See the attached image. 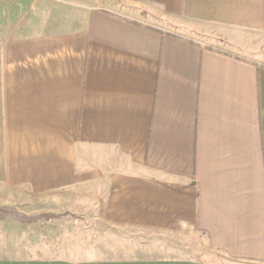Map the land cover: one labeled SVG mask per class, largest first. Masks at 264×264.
Returning <instances> with one entry per match:
<instances>
[{
  "label": "crops",
  "instance_id": "1",
  "mask_svg": "<svg viewBox=\"0 0 264 264\" xmlns=\"http://www.w3.org/2000/svg\"><path fill=\"white\" fill-rule=\"evenodd\" d=\"M13 1L0 195L102 226L0 264H264V0Z\"/></svg>",
  "mask_w": 264,
  "mask_h": 264
},
{
  "label": "rangeland",
  "instance_id": "2",
  "mask_svg": "<svg viewBox=\"0 0 264 264\" xmlns=\"http://www.w3.org/2000/svg\"><path fill=\"white\" fill-rule=\"evenodd\" d=\"M0 1V6L5 7L4 10L0 11V37L7 38L14 33L13 26L15 24L29 23L31 17L28 15L30 5L29 3L23 2L21 4V2L13 0ZM15 7L16 12H14ZM122 11L123 15L131 20L152 23V21L141 17L137 13ZM1 196V243L6 242L14 246L17 242L22 243V245L38 246L37 248H40V250L45 247L58 249L63 239L67 238L62 229L83 228L87 231L85 238H91L93 232L88 231L102 226L99 220L94 219L92 206L81 211H72L65 207V203L59 199L61 197L57 198L53 195L39 196L24 191ZM90 234L91 236H88Z\"/></svg>",
  "mask_w": 264,
  "mask_h": 264
}]
</instances>
